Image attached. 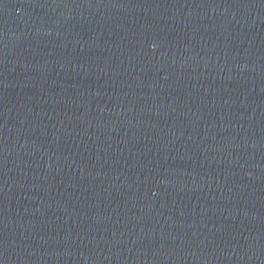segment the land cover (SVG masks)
<instances>
[{
    "label": "water",
    "instance_id": "1",
    "mask_svg": "<svg viewBox=\"0 0 264 264\" xmlns=\"http://www.w3.org/2000/svg\"><path fill=\"white\" fill-rule=\"evenodd\" d=\"M0 264H264V0H0Z\"/></svg>",
    "mask_w": 264,
    "mask_h": 264
}]
</instances>
